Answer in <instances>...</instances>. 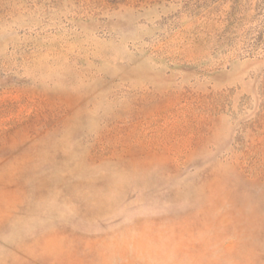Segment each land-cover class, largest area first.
I'll return each mask as SVG.
<instances>
[{
    "label": "rangeland",
    "instance_id": "1",
    "mask_svg": "<svg viewBox=\"0 0 264 264\" xmlns=\"http://www.w3.org/2000/svg\"><path fill=\"white\" fill-rule=\"evenodd\" d=\"M0 264H264V0H0Z\"/></svg>",
    "mask_w": 264,
    "mask_h": 264
}]
</instances>
